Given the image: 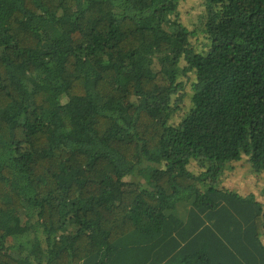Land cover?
Returning a JSON list of instances; mask_svg holds the SVG:
<instances>
[{
	"label": "trees",
	"instance_id": "16d2710c",
	"mask_svg": "<svg viewBox=\"0 0 264 264\" xmlns=\"http://www.w3.org/2000/svg\"><path fill=\"white\" fill-rule=\"evenodd\" d=\"M180 4L0 0V264H264V0Z\"/></svg>",
	"mask_w": 264,
	"mask_h": 264
},
{
	"label": "rangeland",
	"instance_id": "374dc122",
	"mask_svg": "<svg viewBox=\"0 0 264 264\" xmlns=\"http://www.w3.org/2000/svg\"><path fill=\"white\" fill-rule=\"evenodd\" d=\"M202 1L181 0L180 15L187 26L192 28L194 23L199 19ZM189 168L193 171H198L195 164H191ZM221 185L242 194L254 192L258 196V199L264 202V173H253L250 166L246 163L245 158L227 171Z\"/></svg>",
	"mask_w": 264,
	"mask_h": 264
}]
</instances>
